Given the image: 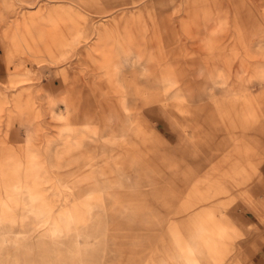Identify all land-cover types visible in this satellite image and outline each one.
I'll return each mask as SVG.
<instances>
[{
    "label": "rangeland",
    "instance_id": "374dc122",
    "mask_svg": "<svg viewBox=\"0 0 264 264\" xmlns=\"http://www.w3.org/2000/svg\"><path fill=\"white\" fill-rule=\"evenodd\" d=\"M263 247L264 0H0V264Z\"/></svg>",
    "mask_w": 264,
    "mask_h": 264
},
{
    "label": "crops",
    "instance_id": "0c3cea01",
    "mask_svg": "<svg viewBox=\"0 0 264 264\" xmlns=\"http://www.w3.org/2000/svg\"><path fill=\"white\" fill-rule=\"evenodd\" d=\"M234 223H235V224H234L235 227L238 226V224H239V223H238V220H234ZM237 223H238V224H237ZM262 252H263V254H264V247H263V249H262Z\"/></svg>",
    "mask_w": 264,
    "mask_h": 264
}]
</instances>
